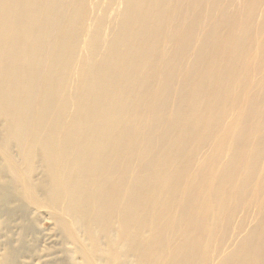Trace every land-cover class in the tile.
<instances>
[{"label": "bare ground", "instance_id": "obj_1", "mask_svg": "<svg viewBox=\"0 0 264 264\" xmlns=\"http://www.w3.org/2000/svg\"><path fill=\"white\" fill-rule=\"evenodd\" d=\"M0 264H264V0H0Z\"/></svg>", "mask_w": 264, "mask_h": 264}, {"label": "rangeland", "instance_id": "obj_2", "mask_svg": "<svg viewBox=\"0 0 264 264\" xmlns=\"http://www.w3.org/2000/svg\"><path fill=\"white\" fill-rule=\"evenodd\" d=\"M42 224L44 227H48V225H49L46 221H43Z\"/></svg>", "mask_w": 264, "mask_h": 264}]
</instances>
